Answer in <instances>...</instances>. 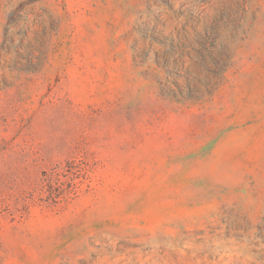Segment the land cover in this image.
Wrapping results in <instances>:
<instances>
[{"label":"rangeland","instance_id":"rangeland-1","mask_svg":"<svg viewBox=\"0 0 264 264\" xmlns=\"http://www.w3.org/2000/svg\"><path fill=\"white\" fill-rule=\"evenodd\" d=\"M0 264H264V0H0Z\"/></svg>","mask_w":264,"mask_h":264}]
</instances>
